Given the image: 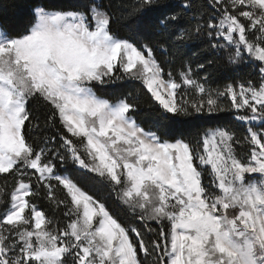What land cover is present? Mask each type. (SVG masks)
<instances>
[{
  "label": "snow or ice",
  "instance_id": "obj_1",
  "mask_svg": "<svg viewBox=\"0 0 264 264\" xmlns=\"http://www.w3.org/2000/svg\"><path fill=\"white\" fill-rule=\"evenodd\" d=\"M115 8L43 0L0 28V264H264V0ZM133 19L130 36L113 32ZM220 74L231 82L212 88ZM122 81L158 103L147 129L139 93L95 91Z\"/></svg>",
  "mask_w": 264,
  "mask_h": 264
},
{
  "label": "trees",
  "instance_id": "obj_2",
  "mask_svg": "<svg viewBox=\"0 0 264 264\" xmlns=\"http://www.w3.org/2000/svg\"><path fill=\"white\" fill-rule=\"evenodd\" d=\"M43 2V0H0V28H21L27 24L30 19V9L34 4ZM52 4H63L73 5L84 3L85 0H50ZM117 2L122 4H131L133 0H103L104 6L109 8L110 11L117 10L115 5ZM126 9H119L124 11ZM136 20H130L128 22H121L112 24L113 32L120 37L130 36V30H135ZM145 35L151 38L152 33L145 32ZM206 43L192 44L185 51V58L191 56L193 52H198L201 47H205ZM196 59H193V66H195ZM248 69L245 67L241 68V73L247 72ZM231 82L224 78L223 74L217 75L213 78L211 84L212 88H223L226 83ZM97 94L104 99H107L110 103L117 102L120 98L127 97L129 102H132V97L139 93V100L137 102V110L135 112L136 120L147 129L151 122L152 116L160 111V107L157 102L151 98V94L147 93L146 88L140 84L139 81H122L117 85H107L104 87L97 86L95 89ZM41 115L43 110L41 109ZM231 119L230 114H221V118L215 121H206L201 124L204 126H214L216 124H225ZM190 131V129H185ZM54 134V133H51ZM61 174L65 172L64 168H60ZM68 172L71 178L88 194L96 198L97 200H103L107 205L109 211L115 215L123 218V209L120 204L116 201L114 196L109 193V190L104 185L96 181L92 176L84 174L83 176L78 175L71 165H68ZM208 177H205L207 182ZM59 194V189L57 190ZM39 207L46 211L49 215H52L51 209L47 201L41 200Z\"/></svg>",
  "mask_w": 264,
  "mask_h": 264
}]
</instances>
